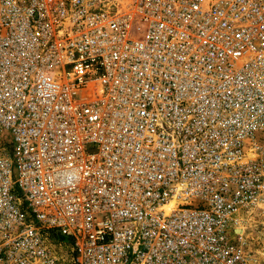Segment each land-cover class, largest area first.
<instances>
[{
	"label": "built area",
	"instance_id": "obj_1",
	"mask_svg": "<svg viewBox=\"0 0 264 264\" xmlns=\"http://www.w3.org/2000/svg\"><path fill=\"white\" fill-rule=\"evenodd\" d=\"M256 243L264 0H0V264H251Z\"/></svg>",
	"mask_w": 264,
	"mask_h": 264
},
{
	"label": "rangeland",
	"instance_id": "obj_2",
	"mask_svg": "<svg viewBox=\"0 0 264 264\" xmlns=\"http://www.w3.org/2000/svg\"><path fill=\"white\" fill-rule=\"evenodd\" d=\"M261 217L254 215L253 219L259 220ZM252 249H253V256L250 258V263L251 264H264V253L259 252V247L258 244H252ZM256 249V250H255ZM264 252V251H263Z\"/></svg>",
	"mask_w": 264,
	"mask_h": 264
}]
</instances>
